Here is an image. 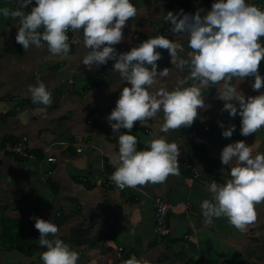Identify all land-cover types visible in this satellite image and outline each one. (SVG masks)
I'll list each match as a JSON object with an SVG mask.
<instances>
[{"label": "crops", "instance_id": "1", "mask_svg": "<svg viewBox=\"0 0 264 264\" xmlns=\"http://www.w3.org/2000/svg\"><path fill=\"white\" fill-rule=\"evenodd\" d=\"M132 2L137 13L129 18L123 39L114 47L127 51L149 37L163 35L182 45L178 57L187 59L192 52L188 34L173 32L164 19L166 12L200 10L203 15L213 0ZM248 2L264 8V0ZM0 7L15 9L21 4L0 0ZM17 28L18 18L0 15V144L23 139L29 155L0 153V264H42L44 246L38 243L35 217L58 225L55 236L80 254L78 264H123L133 254L142 264H264V201L255 205L257 218L245 231L223 216L207 224L201 213V202L212 196L211 181L223 183L229 178L230 166L220 160L226 144L244 140L254 154L264 152V127L244 136L240 116L223 109L225 102L218 96L223 82L199 85L207 107L198 108L199 116L190 126L162 132L163 113L158 112L146 124L136 121L130 130L114 131L107 116L128 82L113 70V61L91 68L81 63L88 51L82 29H69L71 51L54 56L43 41L39 47L23 49L15 40ZM157 50L162 53L158 70L168 67V74L159 77L154 87L172 89L181 79L185 80L182 87L197 83L188 78V65L178 67L167 49ZM259 72L264 77V60ZM253 80L252 76L233 77L230 83L246 97L264 92V85L252 88ZM39 81L52 93L48 105L31 98L29 86ZM233 124L232 135L224 137L223 128ZM125 131L137 136L138 149L148 147L145 140L156 136L177 141L180 174L124 192L107 188L104 176L114 170L117 136ZM156 196L174 206L162 237L154 225Z\"/></svg>", "mask_w": 264, "mask_h": 264}, {"label": "clouds", "instance_id": "2", "mask_svg": "<svg viewBox=\"0 0 264 264\" xmlns=\"http://www.w3.org/2000/svg\"><path fill=\"white\" fill-rule=\"evenodd\" d=\"M21 7H0V15L18 18L15 40L28 49L41 46L42 41L54 56L71 51L68 30H81L83 44L88 49L81 63L93 65L113 61L112 68L122 81L128 83L107 116L114 131L132 129L134 122L148 123L158 112L163 113L159 128L162 132L180 126H190L199 116L198 108H205L199 85L210 86L223 82L218 93L224 100L223 109L231 116H240V133L247 136L264 127V92L245 96L230 83L233 77L243 80L252 76L253 89L264 85L259 65L264 60V8L248 0H213L211 8L201 15L200 10L178 13L169 10L164 19L173 32L188 34L190 58L178 57L182 45L160 35L149 37L127 51H118L114 45L124 36L123 29L129 18L137 13L132 0H20ZM31 5L30 10L24 7ZM42 29V31H41ZM165 48L171 62L188 65V78L197 83L189 86L178 81L172 89L154 87L159 77L167 76L168 67L158 70L157 61ZM34 103L48 105L53 96L43 81L30 85ZM221 126L223 124L221 122ZM235 125L223 128L222 135L230 137ZM118 151L112 157L114 170L110 179L120 187H135L146 183L163 182L169 175H179L180 148L177 141L165 136L145 140L148 147L137 148V136L130 131L118 136ZM223 164L229 165V178L223 183L213 179L209 185L212 196L201 202L205 223L213 218L227 217L230 224L241 231L247 230L257 218L255 205L264 201V152L254 150L251 144L237 140L226 144L220 153ZM39 230L38 243L44 246L40 253L42 264H78L80 254L67 242L55 236L58 225L49 219L34 218ZM51 234V236H50ZM123 264H142L135 254Z\"/></svg>", "mask_w": 264, "mask_h": 264}, {"label": "built area", "instance_id": "3", "mask_svg": "<svg viewBox=\"0 0 264 264\" xmlns=\"http://www.w3.org/2000/svg\"><path fill=\"white\" fill-rule=\"evenodd\" d=\"M257 6H262L257 3ZM25 140L21 139L18 141H6L0 144V153L9 154V155H18L22 157L29 156L28 151L24 149ZM54 158H48V161H53ZM196 174V173H195ZM111 174H106L104 176V185L114 191L124 192L128 189V187L120 188L118 187L114 181L110 179ZM153 212H154V225L156 234L159 237H162L166 233V219L167 215L174 210L173 204L164 200L163 198L156 196L152 202ZM122 250L121 248H118ZM132 256V255H131Z\"/></svg>", "mask_w": 264, "mask_h": 264}, {"label": "trees", "instance_id": "4", "mask_svg": "<svg viewBox=\"0 0 264 264\" xmlns=\"http://www.w3.org/2000/svg\"><path fill=\"white\" fill-rule=\"evenodd\" d=\"M179 2H182L183 0H178Z\"/></svg>", "mask_w": 264, "mask_h": 264}]
</instances>
